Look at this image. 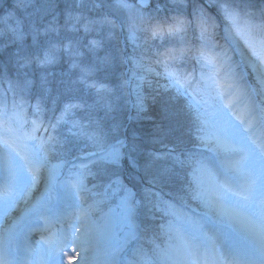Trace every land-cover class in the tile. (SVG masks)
I'll return each mask as SVG.
<instances>
[{
	"label": "snow or ice",
	"instance_id": "6c2138e0",
	"mask_svg": "<svg viewBox=\"0 0 264 264\" xmlns=\"http://www.w3.org/2000/svg\"><path fill=\"white\" fill-rule=\"evenodd\" d=\"M150 3L64 0L60 10L58 0H15L0 17V54L13 49L0 63V264H59L70 248L80 264H264V0ZM208 8L239 62L217 51ZM117 29L130 54L106 50ZM63 58L79 77L54 94L49 69ZM117 62L130 65L120 88L135 94L137 118L169 94L150 133L161 150L143 154L142 167L136 138L95 114L114 110L112 89L95 76ZM76 85L95 90L97 104L78 102ZM172 100L183 101L191 149L168 140ZM123 161L141 168L142 194L121 181ZM172 183L179 189L166 197ZM139 209L163 222L146 225L129 256Z\"/></svg>",
	"mask_w": 264,
	"mask_h": 264
},
{
	"label": "rangeland",
	"instance_id": "374dc122",
	"mask_svg": "<svg viewBox=\"0 0 264 264\" xmlns=\"http://www.w3.org/2000/svg\"><path fill=\"white\" fill-rule=\"evenodd\" d=\"M132 2H135V0H132ZM157 3H159L161 6H164L167 3V0H151V3L147 10L148 11L154 10L156 8ZM14 5H15V0H0V17H4L7 13L12 11L14 8ZM168 7H171V5H168ZM207 10L211 16L213 15L212 17L215 18L216 23L218 25V28L216 29V34H215V42L218 45L217 51L227 50L228 54L232 57L233 61L239 62L241 58H239V56L235 53V51L232 49V47L230 46V43L228 42L226 38L227 33L225 31V22L222 16L219 13H215V12L212 13L211 8H208ZM188 11L190 12L191 9L189 8ZM17 15H19L22 18L24 15L23 10L21 9L19 13H17ZM117 31H120V29L116 30V35L119 36V32L117 33ZM124 34L125 35L127 34L126 31ZM116 35L114 39H112L110 42L107 43L109 44V48H111L110 50L120 49V50H124L125 53L128 54L129 52L128 47H126L124 43H122L123 45H121V42H119L120 43V46H119ZM115 39H116L117 45L112 44V41H114ZM118 40H119V37H118ZM193 43H195V40H193ZM156 44L160 45L161 42L156 41ZM164 45L165 46L167 45V41L164 42ZM130 48L131 47H129V49ZM131 52H129V54ZM65 61L67 62V60ZM85 62H87V59L85 60ZM124 65L125 67H128V66L130 67V65L128 64H121L117 62L113 66V68L110 69L111 71L108 70L105 73L104 78L99 79L97 77V74L95 76V79L97 81L105 84L106 86L112 89L113 91L112 99L115 104L114 110L110 113L109 116L105 117V112L102 107H96L95 114L98 118L104 119L107 125H111L117 122L122 123L123 124V128L121 130L122 138L123 136H125L123 132H125V123H126V120H128V118H125V120L120 119L121 113L127 112V111L129 113V110H130L131 113L132 111H134L133 113L137 117L136 109L133 107L135 99H136L135 94L132 93L131 88H127V89L120 88L122 81L131 76L130 71H129V74H124V72L122 71ZM193 65H194V61L189 62L186 65V67L191 68ZM49 71H50L49 79L52 82L50 84V87H52L53 91L55 90L56 86L60 84L61 80L65 82L69 80L74 81V80H77L79 77V70L71 69L69 66V63L61 69L59 68L58 65H54L49 69ZM15 75L16 73H14V75H11L12 78H15ZM110 76H113L115 80L112 81L113 79L111 80ZM247 82L249 84L255 83L254 78L251 75L247 77ZM163 83H165V81L161 80V84ZM75 87L77 88V91L73 95L77 97L78 102H81L85 105H96L97 104L98 97L95 93V90L87 89L83 85H76ZM147 91H150V90H146L145 94H147ZM53 93L55 94L56 91H54ZM67 98L68 97H65V99ZM166 101H169V94L167 93L161 96H157L155 101L149 99L148 104L146 106V111L139 118L148 119L149 116L150 118L154 117L153 122H151L152 125L154 126L156 122H160L162 120V110H163V106ZM182 104H183L182 100L181 101H177V100L170 101L168 104V107L172 115L170 119L163 120V123L165 127L172 129V133L168 137L169 141L174 142V143H179L180 141H183V143L181 144V147H187L191 149L194 146L190 142V139H189V136H190L189 119L185 115L184 111H182ZM83 115H84V111L78 112V116H83ZM153 126H150L152 129L148 130L149 134L152 132ZM65 131L67 130L65 129ZM149 141H151V139ZM137 142L141 145V148H142L140 138H138ZM149 147H150L149 150L145 152L144 154L148 152H154V151L161 150V145L154 144L152 142L149 143ZM205 155H211V154L205 151ZM138 159L142 167L144 163L143 155L138 156ZM118 175L121 181L137 194H142L144 190L147 188L145 181L142 179L141 168L130 167L127 161L121 162V164L118 166ZM178 189H179V184L172 183L168 187L164 188L163 191L166 197H170L173 194H175L178 191ZM138 198H139V195H138ZM192 207L196 208L197 205L193 204ZM162 222L163 221H161L160 217L158 216L155 218H147L145 216V212L143 209L137 210L134 213V224L139 228L140 238L137 239L135 237H131L129 239L127 255L130 256L133 249L138 247L140 244L145 243L144 238H143V233H144V228L146 225H149L154 229L157 224L162 223ZM149 235L151 234L149 233ZM145 247H147L146 244H145ZM60 258H63V256H61Z\"/></svg>",
	"mask_w": 264,
	"mask_h": 264
},
{
	"label": "trees",
	"instance_id": "16d2710c",
	"mask_svg": "<svg viewBox=\"0 0 264 264\" xmlns=\"http://www.w3.org/2000/svg\"><path fill=\"white\" fill-rule=\"evenodd\" d=\"M201 2V0H199ZM64 0H58V8L60 10H62L64 8ZM212 10H217L216 8L212 9ZM30 11V9H29ZM24 13V12H23ZM119 31H117L118 33ZM125 33V31H124ZM117 37V41H118V45L120 46V43H119V40H118V35H116ZM126 37V35H125ZM115 41V43H114ZM112 41V44L114 45H117V42H116V39ZM106 50H110L111 48H109V44H106ZM116 47V46H115ZM128 47V51L131 52L132 51V48L129 49V47H131L130 45L127 46ZM13 51L12 48H8L4 51L3 54H0V63H7V60H8V54ZM128 52V54H129ZM100 55H104V50H101L100 51ZM65 60H67L66 58H63L60 60V62L56 65L59 66V68H63L64 66H66L68 64V61L66 62ZM113 67H111L110 69H112ZM109 69V70H110ZM16 68L12 65V64H7V72H8V75L10 77H12L11 75H14V73H16ZM111 71V70H110ZM50 72V71H49ZM76 72V71H75ZM107 72V71H106ZM105 71H100L97 74V77L100 79V78H104L105 76ZM38 74V73H37ZM50 76V75H49ZM110 79L112 81H114V77L113 76H110ZM52 88V87H51ZM61 88V85H57L55 90L56 91L57 89ZM53 91V92H54ZM134 111H131L129 110V113L128 111L127 112H122L121 113V116H120V119H123L125 120V118H128V120H126V123H125V132H123L125 134V136L127 135V138L129 140H131L133 137H135L137 140L138 138H140V142L142 144V154L140 155H143L145 152H147L149 150V143L151 141H149L150 139V134H149V129L151 130L152 128L150 126H153L151 122H153V118H150V116L145 119H140V118H137L135 116V114L133 113ZM154 127V126H153ZM153 131V130H152ZM149 139V140H148ZM146 143V144H145ZM144 144V145H143ZM138 155V156H140Z\"/></svg>",
	"mask_w": 264,
	"mask_h": 264
},
{
	"label": "bare ground",
	"instance_id": "6f19581e",
	"mask_svg": "<svg viewBox=\"0 0 264 264\" xmlns=\"http://www.w3.org/2000/svg\"><path fill=\"white\" fill-rule=\"evenodd\" d=\"M229 41L231 42L232 46L235 48V46L232 43V39L231 37L228 35ZM236 52L238 53V55L240 56V52L238 49H235ZM241 58V56H240ZM242 59V58H241ZM35 234H33V237L39 236V233H36V236H34ZM37 238V237H36ZM40 239V237H38ZM35 239L36 241L38 240ZM59 264H80V255L78 253H76L73 249H69L67 251V253H65L64 255V259L59 261Z\"/></svg>",
	"mask_w": 264,
	"mask_h": 264
}]
</instances>
